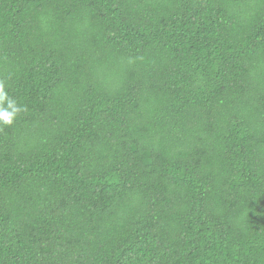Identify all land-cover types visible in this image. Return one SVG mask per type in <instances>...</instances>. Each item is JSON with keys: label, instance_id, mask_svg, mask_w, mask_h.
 <instances>
[{"label": "trees", "instance_id": "trees-1", "mask_svg": "<svg viewBox=\"0 0 264 264\" xmlns=\"http://www.w3.org/2000/svg\"><path fill=\"white\" fill-rule=\"evenodd\" d=\"M0 83V264H264V0H0Z\"/></svg>", "mask_w": 264, "mask_h": 264}, {"label": "clouds", "instance_id": "clouds-1", "mask_svg": "<svg viewBox=\"0 0 264 264\" xmlns=\"http://www.w3.org/2000/svg\"><path fill=\"white\" fill-rule=\"evenodd\" d=\"M7 99V94L4 92L3 83H0V101ZM13 102L9 101V105L11 106ZM20 109L14 108L13 113H9L6 109L0 110V120H3L5 124H11L13 120V116Z\"/></svg>", "mask_w": 264, "mask_h": 264}]
</instances>
